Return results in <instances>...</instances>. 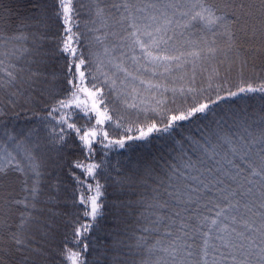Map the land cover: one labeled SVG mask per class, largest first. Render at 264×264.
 <instances>
[{
  "label": "snow or ice",
  "instance_id": "1",
  "mask_svg": "<svg viewBox=\"0 0 264 264\" xmlns=\"http://www.w3.org/2000/svg\"><path fill=\"white\" fill-rule=\"evenodd\" d=\"M261 55L264 0H52L24 15L0 0V189L15 175L24 193L0 198V264H264V108L254 121L233 99L264 94ZM37 98L48 143L72 145L70 202L48 179L63 154L49 170L38 129L3 119ZM153 138L170 142L163 163L107 158Z\"/></svg>",
  "mask_w": 264,
  "mask_h": 264
},
{
  "label": "trees",
  "instance_id": "2",
  "mask_svg": "<svg viewBox=\"0 0 264 264\" xmlns=\"http://www.w3.org/2000/svg\"><path fill=\"white\" fill-rule=\"evenodd\" d=\"M33 3H39L41 5H51L52 0H2V6L5 8H11L14 9L16 12H18L20 15H24L28 12V10L33 6ZM52 9L49 8V11ZM18 23V21L13 22L12 25L5 24L4 25V35L5 37L11 36L15 31V24ZM257 65V71H259L260 68L264 67V55L258 56L256 60L254 61ZM59 61L54 63L52 65V69L56 70L59 67ZM246 76H250L251 72H246ZM260 75L264 77V72H261ZM236 102L235 106L238 109H244L247 113L251 115V119L254 121H258L259 114L261 108H264V103H262V99H264V94L261 93H249L245 94V98L241 100L240 98H233ZM50 102L45 99L37 98V102L31 105V111L24 114L22 113L21 117L19 119H16L11 116L4 117V122L7 125L9 129H12L14 133H26L28 129L36 127L38 129L39 134V142L41 143V149L37 153L38 155L43 156L49 165V170H52L55 165L53 164V161L57 160L61 154L64 156V160L60 161V164L63 165V171H61L60 168H55V171H52V175L48 177V179L51 181L53 179L59 178V180L62 183V188H67V193L65 194L66 198L71 200V184L69 182V178L64 175V172L67 171L68 165L66 161L68 159L75 158L72 156L71 153V143L69 148H61L59 145L50 144L48 143V139L46 136L45 131L38 128V125L40 123L39 117L34 116L33 113H39L40 115H46V111L44 109V104ZM227 104L222 105V107H226ZM19 111V109H16ZM252 131L256 130V124H253V127L251 129ZM110 131V135L111 130ZM134 134V133H133ZM19 138V137H18ZM113 138H119V135H113ZM179 138V137H177ZM74 139L70 138V141ZM139 143V142H137ZM98 147V153L95 157L96 161L99 162V160L103 157L104 151ZM170 142H167L160 138H153L152 141L145 145L136 147L135 151L129 149V150H111L108 152V159L115 164L117 161L126 162L127 160H132L133 162L137 160H143V159H157L160 163H163L164 158H168L173 153L169 152ZM103 182V181H102ZM9 193H11V196L20 198L24 195L20 191V184L19 180L16 178L15 175L9 176L4 181V186L2 189H0V198H10ZM108 200L112 201L116 198V194H114L113 189H108ZM66 211L71 212L73 209L70 207L66 209ZM130 222V221H129ZM114 223L111 217V213L104 219L102 222L100 231L96 233L98 237V241L101 244H108L111 243L110 238L106 237L107 230L113 228ZM70 232V228L61 226L59 230L56 232L54 239L51 241L50 247L55 250L58 246H61L63 241V234ZM71 246V245H70ZM91 258V257H89ZM53 264H55V261H53Z\"/></svg>",
  "mask_w": 264,
  "mask_h": 264
}]
</instances>
